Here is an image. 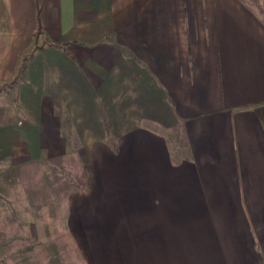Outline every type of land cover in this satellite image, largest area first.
Returning a JSON list of instances; mask_svg holds the SVG:
<instances>
[{
    "label": "crops",
    "instance_id": "crops-1",
    "mask_svg": "<svg viewBox=\"0 0 264 264\" xmlns=\"http://www.w3.org/2000/svg\"><path fill=\"white\" fill-rule=\"evenodd\" d=\"M53 157L87 171L74 264H264V21L240 0H0V163Z\"/></svg>",
    "mask_w": 264,
    "mask_h": 264
},
{
    "label": "rangeland",
    "instance_id": "rangeland-1",
    "mask_svg": "<svg viewBox=\"0 0 264 264\" xmlns=\"http://www.w3.org/2000/svg\"><path fill=\"white\" fill-rule=\"evenodd\" d=\"M70 159L64 158L62 164L47 160L37 168L0 163V241L7 242V251L15 252L6 251L3 264H54L56 253L59 264L76 262L75 239L66 229V197L52 191L56 185L45 180L50 169L62 170L63 175L74 172L78 164Z\"/></svg>",
    "mask_w": 264,
    "mask_h": 264
},
{
    "label": "trees",
    "instance_id": "trees-1",
    "mask_svg": "<svg viewBox=\"0 0 264 264\" xmlns=\"http://www.w3.org/2000/svg\"><path fill=\"white\" fill-rule=\"evenodd\" d=\"M249 10H251L255 15H257L262 21H264V0H240ZM103 125L106 127L105 120L103 118ZM73 162H76L75 159L71 158ZM50 163H58L62 164L64 161L63 157H53L48 160ZM44 162H36L33 164V167L37 166L41 167ZM77 167H75L74 172H66V175H63V171H53L51 170L50 175H46L45 180L49 184L56 185L52 189V191H56L60 193V196L66 197L70 192L81 190L85 187L87 181V171L85 167L79 163H77ZM49 171L45 170V173ZM70 174V175H69ZM60 259L59 254H55L52 257V261L54 264H59L58 261ZM0 264H3L0 260Z\"/></svg>",
    "mask_w": 264,
    "mask_h": 264
}]
</instances>
